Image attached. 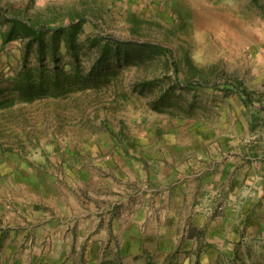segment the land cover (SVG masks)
Masks as SVG:
<instances>
[{
  "label": "rangeland",
  "instance_id": "rangeland-1",
  "mask_svg": "<svg viewBox=\"0 0 264 264\" xmlns=\"http://www.w3.org/2000/svg\"><path fill=\"white\" fill-rule=\"evenodd\" d=\"M105 3L0 5V262L264 264V0ZM187 146L203 225L151 208Z\"/></svg>",
  "mask_w": 264,
  "mask_h": 264
},
{
  "label": "crops",
  "instance_id": "crops-1",
  "mask_svg": "<svg viewBox=\"0 0 264 264\" xmlns=\"http://www.w3.org/2000/svg\"><path fill=\"white\" fill-rule=\"evenodd\" d=\"M18 1L24 2V0H0V5L11 6L13 2L15 3ZM34 1L36 2L37 5H40L41 7L52 6V7L60 8L67 5L74 9V11L71 12V14H73L71 16H77V14L80 15L83 14V11L80 10L79 6L82 7L83 5L85 6L87 5V3H89V0H33V2ZM100 2H103V6L107 5V3H105L106 0H100ZM75 21L76 20H74V22ZM182 148L183 149H180V151H183L184 155L188 156L187 161L185 162V164H183L182 168H177L169 172V175L163 180L165 183H167L168 181L169 182L167 183V185L165 184L161 193L158 196H155L154 198L155 200L152 201L151 203V208L152 211L159 210L160 212H162L161 215L164 216L167 214V211H170V206L173 207L176 204H178L175 202V200H179V204H180L179 209L181 211H179L177 214H175L173 211L171 212V214L173 215L172 222L174 221L175 224H177L179 218L182 215L183 221L186 220V222H192L194 225H203L206 223L205 215L199 212L196 208L193 209L189 203V200L191 198L190 192H191V185L193 178H195L193 182L199 181L201 184H203L202 189L207 188L212 193H215L218 190V186L221 185L223 181H228L229 172L233 171L235 165L232 164L231 161L222 163L223 160H220L221 165L219 163L216 167L213 164L210 167L209 163L213 155L215 154L214 152L211 153L207 149H199L196 146L195 147L187 146L186 148L184 147ZM190 152L195 153L194 155L192 154L193 156H195L194 158L189 157L191 155ZM240 169H242V167H240ZM164 175H166V173ZM232 188L233 186L231 187V189ZM239 191L241 190L237 189L235 193H238ZM185 198H187L188 200V202H186V204L187 203L189 204L188 210L185 209L187 205L186 204L183 205L185 202ZM160 205H162V207L166 206V208L158 209ZM180 212H182L181 215ZM37 215L42 216L43 218L42 226L43 228H47L48 231L49 230L53 231L56 228L63 227L65 223L68 226L70 224V220L72 219V217H75V214H73L71 211L67 214L68 216L63 214L61 211H53L51 212V214L40 211L37 213ZM239 215L241 216L242 214ZM187 218L189 220H187ZM6 262H7V256L3 255L0 264H5Z\"/></svg>",
  "mask_w": 264,
  "mask_h": 264
},
{
  "label": "trees",
  "instance_id": "trees-1",
  "mask_svg": "<svg viewBox=\"0 0 264 264\" xmlns=\"http://www.w3.org/2000/svg\"><path fill=\"white\" fill-rule=\"evenodd\" d=\"M240 94H241V96L244 99H247L248 100L250 98L249 92L247 90H245V89L240 90ZM0 247H1V245H0Z\"/></svg>",
  "mask_w": 264,
  "mask_h": 264
}]
</instances>
